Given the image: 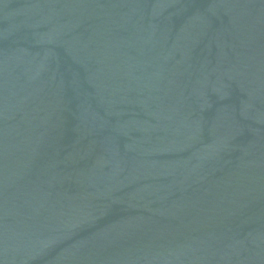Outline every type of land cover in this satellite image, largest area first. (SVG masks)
I'll use <instances>...</instances> for the list:
<instances>
[{"label": "water", "instance_id": "obj_1", "mask_svg": "<svg viewBox=\"0 0 264 264\" xmlns=\"http://www.w3.org/2000/svg\"><path fill=\"white\" fill-rule=\"evenodd\" d=\"M0 264H264V0H0Z\"/></svg>", "mask_w": 264, "mask_h": 264}]
</instances>
